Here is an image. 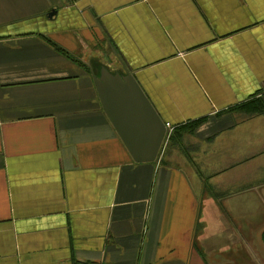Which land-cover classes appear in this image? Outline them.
Returning <instances> with one entry per match:
<instances>
[{"label":"crops","instance_id":"crops-1","mask_svg":"<svg viewBox=\"0 0 264 264\" xmlns=\"http://www.w3.org/2000/svg\"><path fill=\"white\" fill-rule=\"evenodd\" d=\"M94 61L174 129L154 161L130 156ZM255 98L264 0H0V264H264Z\"/></svg>","mask_w":264,"mask_h":264},{"label":"water","instance_id":"water-1","mask_svg":"<svg viewBox=\"0 0 264 264\" xmlns=\"http://www.w3.org/2000/svg\"><path fill=\"white\" fill-rule=\"evenodd\" d=\"M110 71L94 61L92 74L103 110L136 162L154 161L167 133V125L156 112L125 64Z\"/></svg>","mask_w":264,"mask_h":264},{"label":"trees","instance_id":"trees-1","mask_svg":"<svg viewBox=\"0 0 264 264\" xmlns=\"http://www.w3.org/2000/svg\"><path fill=\"white\" fill-rule=\"evenodd\" d=\"M239 109L246 115L261 114L264 113V101L261 98H255L249 103L241 105Z\"/></svg>","mask_w":264,"mask_h":264},{"label":"rangeland","instance_id":"rangeland-1","mask_svg":"<svg viewBox=\"0 0 264 264\" xmlns=\"http://www.w3.org/2000/svg\"><path fill=\"white\" fill-rule=\"evenodd\" d=\"M173 128L168 132V134H167V136H166V141H170L171 140V138H173ZM166 143V142H165ZM168 145H169V143H167L166 144V146L164 147V151H168L169 149H168ZM168 149V150H167ZM182 150H184V145L182 146Z\"/></svg>","mask_w":264,"mask_h":264}]
</instances>
